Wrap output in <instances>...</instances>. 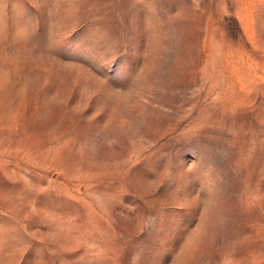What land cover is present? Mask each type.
Wrapping results in <instances>:
<instances>
[{"label":"rangeland","instance_id":"rangeland-1","mask_svg":"<svg viewBox=\"0 0 264 264\" xmlns=\"http://www.w3.org/2000/svg\"><path fill=\"white\" fill-rule=\"evenodd\" d=\"M0 264H264V0H0Z\"/></svg>","mask_w":264,"mask_h":264}]
</instances>
